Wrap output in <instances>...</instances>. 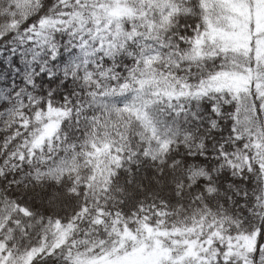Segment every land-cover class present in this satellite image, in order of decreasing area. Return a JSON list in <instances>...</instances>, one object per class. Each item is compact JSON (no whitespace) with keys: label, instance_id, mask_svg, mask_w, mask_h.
Wrapping results in <instances>:
<instances>
[{"label":"trees","instance_id":"1","mask_svg":"<svg viewBox=\"0 0 264 264\" xmlns=\"http://www.w3.org/2000/svg\"><path fill=\"white\" fill-rule=\"evenodd\" d=\"M232 18L223 0H0L5 264L107 261L149 232L196 240L162 264L264 256V115L214 81L264 89V55L218 37Z\"/></svg>","mask_w":264,"mask_h":264},{"label":"rangeland","instance_id":"2","mask_svg":"<svg viewBox=\"0 0 264 264\" xmlns=\"http://www.w3.org/2000/svg\"><path fill=\"white\" fill-rule=\"evenodd\" d=\"M229 6V9L233 13V18L229 22L231 30H219L218 37L225 40L233 48L247 49L250 46V42L253 40V36L256 39V50L259 55H264V36H259V32L264 30V0H223ZM112 13L118 15L120 12L118 8H114ZM42 26L45 24V20L41 21ZM216 87L230 88L235 92L247 91L251 94V98H254L256 93L260 96L264 95V89L257 88L256 82L249 81L247 76L243 75H221L214 79ZM254 90V93H251ZM257 91V92H256ZM264 107V105H261ZM56 115L55 112H49L48 123L43 126V130L40 135V140L44 137L51 135L54 131L57 122L52 119V116ZM264 227V225H263ZM127 235V240L123 241L118 248L126 245H130L125 252L118 254L115 257H111L107 261H92L90 264H162L168 260L172 263L180 262L184 258L195 257L196 240H190L184 234L165 233V232H149L143 241H139L135 244L133 237ZM257 237V236H256ZM255 236L249 238L247 241L252 243ZM160 238L167 239L166 246L161 245ZM259 240V238H257ZM262 248L264 243H262ZM128 245V246H129ZM255 252L253 251L252 254ZM260 259L256 260L255 264H264V256L257 254ZM100 259V258H99ZM5 260L0 257V264H5ZM250 261L244 262V264Z\"/></svg>","mask_w":264,"mask_h":264},{"label":"snow or ice","instance_id":"3","mask_svg":"<svg viewBox=\"0 0 264 264\" xmlns=\"http://www.w3.org/2000/svg\"><path fill=\"white\" fill-rule=\"evenodd\" d=\"M220 53L217 52V55L215 57V59H219L220 58ZM226 59V57H225ZM223 65H221L222 67ZM51 78V77H49ZM229 103L233 106L234 110L237 104L236 99L229 97ZM261 105H264V96H260L259 93H256V95L253 98V102H252V106L255 109L253 115H255L257 118H259L261 115H264V107H261ZM210 109L215 112V103L213 102L210 105ZM221 114H223L222 109H221ZM229 116H231V113L228 114ZM249 119H251V117H249ZM261 243H264V235H262L261 237ZM256 260H259L260 257L258 255H256ZM255 264V262H254Z\"/></svg>","mask_w":264,"mask_h":264}]
</instances>
